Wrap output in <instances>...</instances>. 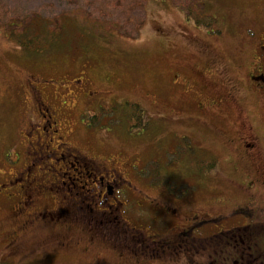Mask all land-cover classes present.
Returning <instances> with one entry per match:
<instances>
[{
  "label": "flooded vegetation",
  "instance_id": "flooded-vegetation-1",
  "mask_svg": "<svg viewBox=\"0 0 264 264\" xmlns=\"http://www.w3.org/2000/svg\"><path fill=\"white\" fill-rule=\"evenodd\" d=\"M248 1L264 19V0ZM263 19L259 15L249 19L238 61L226 62L208 52L221 30L212 35V42L205 40V34V38L181 34L188 46L199 44L204 59L197 70L175 62L168 85L177 88L181 105L170 114L155 112L165 119L163 138L180 135V147L172 146L171 139L167 142L166 149L174 153L169 158L189 156L196 145L201 146L191 126L189 131L182 124L185 117L205 124L231 106L238 120L236 129L234 124V130L227 131L234 133L228 143L235 145L240 157L260 164L263 129L244 117L242 107L246 100L247 104L250 99L264 100ZM44 69L26 72L17 84L23 124L2 156L9 159L11 173L0 178V189L19 186L0 198L18 219L5 244L12 256L24 259L29 244L34 251L43 245L66 250L72 245L64 235L75 233V246L102 259L113 256V264H259L264 206L259 205L257 186L264 184V171L259 168V178L256 172L248 175L245 200L217 212L195 192L174 193L163 188L165 184L147 181L141 178V172H148L141 149L131 154L109 141L117 106L104 101L112 94L103 86L96 88L84 68L58 73ZM180 95H200V99L189 107ZM96 97L102 102L95 104ZM140 131L132 137H144V130ZM78 133H86L83 147L71 141L74 135L76 142ZM41 203L53 207L41 210ZM40 234L48 238H37ZM27 236L34 238L29 244V239L23 240Z\"/></svg>",
  "mask_w": 264,
  "mask_h": 264
},
{
  "label": "rangeland",
  "instance_id": "rangeland-1",
  "mask_svg": "<svg viewBox=\"0 0 264 264\" xmlns=\"http://www.w3.org/2000/svg\"><path fill=\"white\" fill-rule=\"evenodd\" d=\"M249 2L0 0L1 25L18 15L35 13L50 19H47L50 30L57 27L61 29L63 23L66 24L64 32L58 35V39L38 53L22 49L9 39L7 34L0 31V178L5 179L11 173L10 166L6 163L9 159L6 158L4 161L2 156L5 151L11 149L10 139L23 124L22 102L17 85L19 80L28 71H39V66L56 73L84 68L94 80L96 88L103 86L110 92L109 94L113 93V96L104 102L121 104L116 107L117 112L114 115L116 121L110 124L114 126V132L109 141L118 149H125L131 154L139 153L140 150L137 149L139 147L143 162L148 164L145 165L146 168L157 166L161 173L172 172L173 175L169 176L168 182L165 181L167 177L164 178L163 188L174 193L195 192L198 199L206 197L216 212L218 208L245 200L247 192L244 188L250 180L248 174L256 172L255 175L259 178L261 173L259 168L264 171V157L260 159V164L257 159L241 158L235 145L228 143V137L234 136V133L227 131L234 130V124L236 129L238 120L231 106L224 108V114L217 112L216 116L205 124L198 123V118L192 120L185 117L182 124L186 125L189 131L191 126L190 132L198 136L197 140L201 146L196 145L189 156L182 155L176 160L169 158L174 153L167 150L166 145L171 139L172 146L180 147V135L163 138L165 119L155 112L170 114L169 110L181 105L177 100V88L173 89L168 85L169 73L175 67V62L180 61L179 63L188 68L197 70L199 61L204 59L199 44L192 43L188 46L181 34L198 37L205 34V40L212 42L214 40L212 35L221 30L222 34L218 40L212 42L208 52L214 53L226 62L238 61L245 28L250 26L249 19H257V15L263 19V15L257 12L258 7L255 10ZM77 18L81 20L82 25L74 26ZM82 31H89L91 35H86ZM45 37L43 36L44 39L40 42H47ZM219 91L222 92V88ZM198 98L200 99V95L181 96L182 100L189 101V107L194 105ZM247 101L242 107L244 117L249 116L251 124L257 129H263L261 143L264 149V100L258 103L250 99L248 104ZM101 102L100 98L96 97L95 104ZM133 102H139L141 105L137 106H142L149 114V119L147 121L142 119V125L138 127L131 116L136 109ZM238 104L240 105L239 101ZM246 104L248 107L244 109ZM138 118L140 117L137 115V121ZM137 130H144L146 139L140 136L142 142L132 137ZM78 134L81 142L76 137L74 140L77 143L74 142L72 140L74 135L71 141L83 147L81 143L86 133ZM152 163L155 165H151ZM153 172L154 170L151 173ZM141 174V178L145 179L146 175L143 172ZM261 178L264 182V176ZM149 180L153 181L151 176ZM64 182L67 190L70 185L68 178ZM259 186H257L259 205L264 206V184ZM16 188L19 186L0 189V198ZM41 204V210L52 206ZM7 206L0 203V264H17L20 259L8 255L4 248L7 242L6 235L14 227ZM242 218L247 219L244 216ZM259 247L264 250V228L259 232ZM28 248L30 249L25 257L30 258L24 261V264H106L109 261V258L103 259L105 261L99 259L97 254L85 255L76 248L67 252L47 251L52 249L48 246L41 250L36 248V251L33 245H29ZM261 255H264L263 251L259 257V264H264V256Z\"/></svg>",
  "mask_w": 264,
  "mask_h": 264
},
{
  "label": "trees",
  "instance_id": "trees-1",
  "mask_svg": "<svg viewBox=\"0 0 264 264\" xmlns=\"http://www.w3.org/2000/svg\"><path fill=\"white\" fill-rule=\"evenodd\" d=\"M47 19H49V18H45L43 15L36 14V13L31 14V15H28V14H25L22 16L18 15L16 18L8 19L6 23H3V25L0 24V31L7 34L8 38L11 39L12 41H14L22 49L38 53V52H41L42 50H44L46 47H48L49 46L48 44L52 45L55 42V40L58 39V35L62 34L65 30V26H66L65 23H63L64 25L62 26L61 29H58L59 27H57V28L50 30L49 26H48V20ZM75 23L76 24L74 26L82 25L81 20L78 18H77ZM82 32H84L86 35H91V33L89 31H82ZM43 36H46L45 38H46V40H48L47 42H40L41 39H44ZM56 44H57V42L55 43V45ZM244 45H245V42L242 41L240 43L239 50L242 51ZM224 61H226V60H224ZM194 136H196V135L194 134ZM197 137L198 136H196V139H197ZM141 140H142L141 138L137 139L138 142H142ZM171 174H172V172H171ZM248 178L251 179V177H249V176H248ZM158 182H159V180H158ZM159 183H161V182H159ZM232 204H234V203H232ZM11 217H12V221H13L14 226H15V224L18 223V219H16L12 213H11ZM77 224L83 225L82 223L81 224L77 223ZM74 226H76V225H74ZM13 228H12V230H13ZM12 230L8 231L6 238L10 233H12ZM83 235H84V233H83ZM39 236L44 237V235H42V234L38 235V237ZM64 236H67V239L69 240V242L72 245L71 247H66V250H63L64 252H67L70 249L76 248V249H79L83 254H85L80 247H77L74 245V244H76V242L78 240V238L75 236V233L74 234L66 233ZM21 237L23 238L24 236L22 235ZM27 237H25L23 239L25 242L29 239L27 241L28 243L26 242L27 244L31 243L34 240L33 237H29V236H27ZM20 243H21V241H20ZM39 247H41L43 249L47 246L43 245V246H39ZM10 250H12V247H9V251ZM262 251L264 253L263 249H262ZM11 252H9L8 254L14 255ZM261 252H260V254H261ZM91 254H97V253L93 252ZM85 255H89V253L85 254ZM21 256H22V254H21ZM261 256H264V255H261ZM106 258H109L108 259L109 261L106 264H113L115 261V260H113L114 259L113 256H107L103 259H106ZM99 259H102V258L99 257ZM103 261H105V260H103ZM17 263L23 264L20 260ZM1 264H3V263H1ZM82 264H84V263H82Z\"/></svg>",
  "mask_w": 264,
  "mask_h": 264
}]
</instances>
